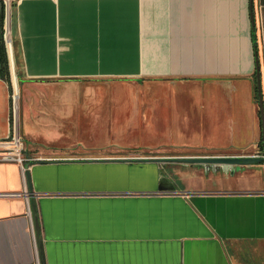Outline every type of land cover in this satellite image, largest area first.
Wrapping results in <instances>:
<instances>
[{
    "label": "crops",
    "instance_id": "obj_1",
    "mask_svg": "<svg viewBox=\"0 0 264 264\" xmlns=\"http://www.w3.org/2000/svg\"><path fill=\"white\" fill-rule=\"evenodd\" d=\"M3 5L0 264H38L24 170L44 264H264V164L133 160L260 152L264 0Z\"/></svg>",
    "mask_w": 264,
    "mask_h": 264
},
{
    "label": "water",
    "instance_id": "obj_2",
    "mask_svg": "<svg viewBox=\"0 0 264 264\" xmlns=\"http://www.w3.org/2000/svg\"><path fill=\"white\" fill-rule=\"evenodd\" d=\"M3 1H0V10H3ZM249 20L250 25L253 27V15L251 9V0H249ZM1 26L0 39L4 47H8V44L5 45L2 41V31L5 28L4 23ZM254 85H255V94H256V104L259 114V123H260V152L252 155H209V156H157V157H137L133 159L137 163H152V164H184V165H198L204 172L215 173L217 171L221 172L224 175L232 176L234 173L238 172L241 167L249 166L253 164H264V112H263V102L260 86V76H259V66L258 61L255 58L254 51ZM11 91L9 93V99L11 100ZM126 160V159H125ZM32 163H39V160L28 161L25 165V169ZM25 182H26V194L25 197L28 201V207L31 218V225L34 234V241L36 246L38 264H44L43 252H42V243L40 238V229L38 224V217L36 213V206L34 203V195L30 187V180L28 172L24 170L23 172ZM158 176H161V172H158ZM159 190V189H158Z\"/></svg>",
    "mask_w": 264,
    "mask_h": 264
},
{
    "label": "built area",
    "instance_id": "obj_3",
    "mask_svg": "<svg viewBox=\"0 0 264 264\" xmlns=\"http://www.w3.org/2000/svg\"><path fill=\"white\" fill-rule=\"evenodd\" d=\"M5 0H3L4 2ZM2 41L5 45H9L7 36H6V30L5 28L2 31ZM11 100H14V95H12ZM11 141L9 143V146L7 147V152L0 153V160L2 161H15V163H18L21 165L24 160H26L25 157H21V143L18 137L11 136ZM28 159V158H27Z\"/></svg>",
    "mask_w": 264,
    "mask_h": 264
},
{
    "label": "trees",
    "instance_id": "obj_4",
    "mask_svg": "<svg viewBox=\"0 0 264 264\" xmlns=\"http://www.w3.org/2000/svg\"><path fill=\"white\" fill-rule=\"evenodd\" d=\"M1 21H2V13L0 10V32H1ZM0 78H3L6 81L8 80L5 51H4V46L1 42V39H0ZM10 91H11V88H10ZM254 99L256 100L255 86H254Z\"/></svg>",
    "mask_w": 264,
    "mask_h": 264
},
{
    "label": "rangeland",
    "instance_id": "obj_5",
    "mask_svg": "<svg viewBox=\"0 0 264 264\" xmlns=\"http://www.w3.org/2000/svg\"><path fill=\"white\" fill-rule=\"evenodd\" d=\"M7 40H8V43H9V39L7 38ZM11 94L12 95H14V100L12 101V107H13V103L15 104V101H16V98H17V88L15 87H11ZM14 109H15V107H14ZM12 114H13V109H12ZM13 117V116H12ZM19 140H20V142H21V138H19ZM10 141H11V138L9 139V143H10ZM7 149L8 148H3L2 149V152L1 153H3V152H7ZM22 149H24V145H23V142L21 143V148H20V150H21V157H24L23 156V152H22ZM150 152V151H149ZM134 153H137V154H135L134 156L136 157V156H138V155H140V154H138V152H134ZM146 155H150V154H156L155 153V151L154 152H150V153H145Z\"/></svg>",
    "mask_w": 264,
    "mask_h": 264
}]
</instances>
